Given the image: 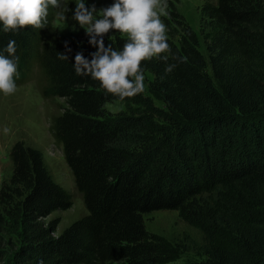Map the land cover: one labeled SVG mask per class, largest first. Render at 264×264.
<instances>
[{
    "label": "trees",
    "instance_id": "1",
    "mask_svg": "<svg viewBox=\"0 0 264 264\" xmlns=\"http://www.w3.org/2000/svg\"><path fill=\"white\" fill-rule=\"evenodd\" d=\"M76 2L62 0L73 32L53 25L49 6L43 28L0 25V52L15 40L16 84L36 62L42 96L64 99L50 129L86 212L57 233L59 219L47 217L69 208L71 194L37 146L15 140L0 185V264H162L178 249L203 256L189 264H264V0L203 3L200 35L168 6L171 52L141 64L164 108L75 73V56L90 61L98 50L72 19ZM101 38L116 50L128 39ZM115 101L125 107L110 114ZM156 210L177 211L198 242L149 233L144 214Z\"/></svg>",
    "mask_w": 264,
    "mask_h": 264
},
{
    "label": "clouds",
    "instance_id": "2",
    "mask_svg": "<svg viewBox=\"0 0 264 264\" xmlns=\"http://www.w3.org/2000/svg\"><path fill=\"white\" fill-rule=\"evenodd\" d=\"M75 5L72 19L92 36L89 43L98 47L90 61L80 53L75 56V73L99 81L107 93L121 100L141 93L145 80L142 62L171 52L167 27L161 19V16H167L166 0H114L112 5L100 10L94 5L87 7L85 0H77ZM49 6L59 10L55 18L65 23V11L69 9L62 4V0H0V25L5 33L29 26L43 28ZM112 30L127 36L122 50H116L111 45L105 48L102 38L99 41L95 39ZM59 58L68 59L64 54H60ZM162 58L165 61L168 59L167 56ZM175 67V64L168 65L166 73ZM16 75V41L9 40L0 52V93L5 96L15 93ZM8 131L4 129L5 133Z\"/></svg>",
    "mask_w": 264,
    "mask_h": 264
},
{
    "label": "rangeland",
    "instance_id": "3",
    "mask_svg": "<svg viewBox=\"0 0 264 264\" xmlns=\"http://www.w3.org/2000/svg\"><path fill=\"white\" fill-rule=\"evenodd\" d=\"M215 0H166L167 8L169 5L176 6L178 12L182 14L188 24L199 34L200 8L205 2ZM114 0H85L87 7L93 5L97 10L109 7ZM59 10H57L58 12ZM168 15V9H166ZM56 12V13H57ZM53 19V25L60 31H71L68 19L65 23ZM165 16H161V19ZM119 33L112 30L108 34ZM121 34V33H120ZM125 35V34H122ZM144 96L150 97L154 104L164 108V104L155 98L147 88V82L151 79L149 73L144 74ZM39 74V67L34 62L28 72L27 79L23 83H17V90L9 96L0 93V185L7 180L10 175L11 162L8 151L11 144L21 139L24 142L37 146L43 153L45 162L49 167L54 179L60 183L71 194L72 204L65 210L53 211L47 220L58 218L59 224L57 233L60 229L76 217L86 212L81 195L77 191L70 168L66 164L61 145L56 143L50 129L51 119L58 114L65 101L61 97L45 98L41 94L43 81ZM123 101H115L106 105L110 114L123 110ZM7 128L9 131L4 132ZM127 140H130L128 137ZM145 227L149 233L161 236L177 244L185 245L182 242L186 239L185 235L198 242L200 232L194 226L184 221L175 210H156L144 214ZM203 260V256L195 254L190 250L178 249L173 256L162 264H189L190 261Z\"/></svg>",
    "mask_w": 264,
    "mask_h": 264
}]
</instances>
